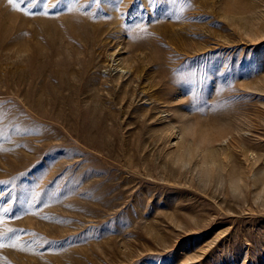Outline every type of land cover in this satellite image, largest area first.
<instances>
[{
	"label": "rangeland",
	"instance_id": "obj_1",
	"mask_svg": "<svg viewBox=\"0 0 264 264\" xmlns=\"http://www.w3.org/2000/svg\"><path fill=\"white\" fill-rule=\"evenodd\" d=\"M0 0V264H264V0Z\"/></svg>",
	"mask_w": 264,
	"mask_h": 264
},
{
	"label": "snow or ice",
	"instance_id": "obj_2",
	"mask_svg": "<svg viewBox=\"0 0 264 264\" xmlns=\"http://www.w3.org/2000/svg\"><path fill=\"white\" fill-rule=\"evenodd\" d=\"M9 3H13V6L16 7L17 5L14 3V0H9Z\"/></svg>",
	"mask_w": 264,
	"mask_h": 264
}]
</instances>
